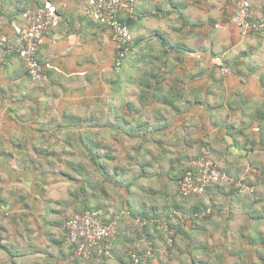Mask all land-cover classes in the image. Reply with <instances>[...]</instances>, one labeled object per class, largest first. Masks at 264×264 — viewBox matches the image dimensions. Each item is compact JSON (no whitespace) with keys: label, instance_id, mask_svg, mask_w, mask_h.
Masks as SVG:
<instances>
[{"label":"crops","instance_id":"crops-1","mask_svg":"<svg viewBox=\"0 0 264 264\" xmlns=\"http://www.w3.org/2000/svg\"><path fill=\"white\" fill-rule=\"evenodd\" d=\"M9 1L10 11L23 3L67 5L60 12L59 25L52 28L39 50L42 61L50 64V75H46L40 86L32 87L37 97H49V105L59 109V114L63 109H85L94 103L111 101V108L122 111L127 122L144 123L149 137L161 133L164 137L185 138L186 142L197 139L210 152L224 150V143L220 146L217 143L225 141L230 151L242 156L249 154L255 166L262 168L255 171L253 165H248V158L240 159L241 172L260 177L258 192L239 201L232 200L223 190L211 193L206 202L217 207L212 218L196 227H186L188 236L179 233L174 236L175 246L167 247L164 254L160 249L153 264H264V166L260 164L264 160V33L242 36L227 21L235 10L234 1L138 0L133 13L122 14L124 20L131 22L134 42L123 72H117L122 82L116 89L112 84L118 75L113 65L111 32L83 13L82 7L88 0ZM217 14L221 22L215 20ZM258 16L264 20V10L259 9ZM219 29L228 35L226 42H218ZM207 41L209 44L204 47L202 44ZM215 45H220L218 50ZM236 50L239 54L232 57ZM220 54L228 57L233 68L231 76L213 70V58ZM178 55L183 57V67L174 65V56ZM13 73L11 79L17 77ZM156 78L164 79L168 95L165 102L155 99L153 89L145 86L148 80L156 81ZM6 82L5 71L0 70V86ZM5 112L0 114L1 129L9 124ZM240 129L253 133L256 144L251 151L235 145V141L243 140ZM157 146L163 151L166 144ZM151 149L155 150V146L151 145ZM186 150L193 154L204 149L195 144L187 145ZM178 156L175 153L170 159ZM223 159L221 166L226 163ZM235 159L230 158V162ZM158 182L165 185V189L159 188L167 190L173 199L176 190L170 185L171 179L163 177L156 186ZM148 185L144 183L140 190H133L135 193L119 187L111 190V198L116 200L115 205L111 204V219L118 217L126 231L133 229V222L139 225L138 221H143L141 214L150 209L144 193ZM135 216H138L136 221ZM61 229L52 230L55 238L56 233L58 237L61 235ZM166 238L167 241L160 239L159 246L167 245ZM49 249L51 260L63 264L60 259H54L57 250ZM113 259L109 264H118L116 257Z\"/></svg>","mask_w":264,"mask_h":264},{"label":"trees","instance_id":"trees-1","mask_svg":"<svg viewBox=\"0 0 264 264\" xmlns=\"http://www.w3.org/2000/svg\"><path fill=\"white\" fill-rule=\"evenodd\" d=\"M233 1L235 7L236 0ZM45 4L23 3V6L15 7L10 11V1H0V17L7 21V32L10 33L12 31L13 24L19 22L18 19L25 10L44 6ZM234 13L235 10L231 13L229 20L227 19L228 22L231 21ZM122 21L127 26H131L130 20L123 19ZM184 25L186 24L184 23ZM240 34L243 36L241 31ZM248 35L261 34L250 33ZM111 40L114 45V65L117 59V44L112 37ZM132 50L133 44L129 48L120 71L115 70L118 79L112 83L114 88L121 85L122 80L119 78V73L123 72L125 63ZM179 52L181 53L182 49ZM0 56L2 58L0 70L5 71V78L8 81L3 87L0 86V114L6 111V116L9 118V124H4L6 125L4 129L0 128V131L3 130L0 133V176H16L21 180H27L28 183L25 181V184L34 182L32 184L36 185V190L38 191V185L48 182L49 176H53L56 181L60 180L68 184L66 193L69 197H75L73 200L74 204L81 205L80 208L83 211L79 213L87 210L103 212L100 208L97 209L96 206L90 207L86 205L89 199L94 200L98 197L97 193L99 192L96 190H98L97 185L99 183H101L100 189L103 190L105 187H110L111 190L119 187L135 193L133 190H140L143 184L148 182L149 185L144 190V193L150 203V209H147V212L141 214L143 216L140 217L143 220L155 221V223H147L142 230L153 242V254L147 264H153L155 245L156 243L159 244L160 239H162H156L155 235L161 234L160 236H165L163 240L167 239L166 233L157 228L156 221L158 219L168 216L173 210L188 213L191 216L189 224L185 227H176L174 238H176L178 233L188 236L186 227H196L201 222L210 220L214 214L213 210L217 209L215 203L206 202L204 205L199 199L191 204L187 200L196 197L185 198L180 195L178 183L185 176L191 161L209 158L220 165L221 159L224 158L223 162L226 161V163L224 162V167L220 166L225 172L236 178L245 176L246 183L249 186H255L252 192L241 194L228 184H215L208 187L205 194L206 200L209 199L211 193L217 194L221 190L226 193L225 195L236 201L249 197L250 193L255 195L258 192L257 185L260 177L254 178V176L245 175L244 172H241V162L238 161L248 158V165H253L255 171L262 170V168L255 166L256 163L251 161L249 154L242 156L230 151L225 141L217 143L219 146L224 143L222 145L225 148L224 150L210 152L205 150V145L199 143L197 139L193 142L187 139L186 142L185 138L182 140L178 136L174 138L170 135L164 137V134L161 133L149 137L146 134L147 127L144 123H138L137 121L132 124L129 121L127 122V117L122 115V111L111 108V101L99 105L94 103L85 109H63L59 114V109L49 105V101H51L49 97L46 99V97H37L34 94L35 91L32 87L40 86L42 84L41 80H33L31 78L24 60L18 54L8 55L3 48H0ZM220 57L229 66L231 65L227 56L220 54ZM36 60L42 65L44 74L49 76L50 64L43 62L39 53ZM165 60L166 66L170 68L169 61L166 58ZM173 60L176 67H183L182 56H174ZM230 68L231 74L224 75L218 64L215 63L213 66L214 71L221 72L224 76L233 74V68L231 66ZM13 72L17 74V77L11 79L10 73L14 74ZM156 79L158 80H148L145 86L153 89V97L155 99L165 102L168 100V95L165 94L166 89L162 82L164 79ZM10 80H13L12 84ZM15 88L17 92L14 91ZM43 94H46L45 90ZM239 133L243 135V140L235 141V145L251 151L253 144H256L253 133L247 132V129H240ZM160 143L166 144L163 151H160L157 146ZM195 144L204 150L189 154L186 150L187 145L192 147ZM151 145L155 146V150L151 149ZM177 148H182V150L177 151ZM157 151L161 152V155H158ZM113 152L114 156H112ZM175 153L179 154L177 159H170ZM112 157L120 158L119 164H113V161L110 162ZM125 157L127 158L125 159ZM233 157H236V163L234 161L230 162V158ZM260 164L264 166V160L260 161ZM122 172L130 173L132 175L131 179L125 180V176H120ZM107 176H111L109 179L111 186L108 185L109 181L102 178L105 177L107 179ZM163 177L171 179L170 185L176 190V195H174L173 199H171L172 197L167 190H162L165 186L163 183L158 182V185H155ZM160 186L162 189L159 188ZM78 193L82 196L78 197ZM47 203L48 201H46ZM14 204L15 202L11 203L10 200L1 199L0 193V205L3 206L5 211L12 208L13 206L11 205ZM35 205L39 212L29 218L27 214H18L16 216L1 211L0 264H57L54 260H51L53 256L49 248L57 250L54 259H60L63 264H80L81 262L85 264H109L112 261V256L105 258L106 254H109V250H100L99 248L95 250L90 260H73L76 245H63L62 235H60V238H55V235L52 234V230L61 228L68 219L63 222L61 220L52 222L49 218L56 213V210L51 208L50 203L45 208H41V202L36 200ZM207 210H211L210 216L196 217V214H203ZM22 212L24 211L21 209L20 213ZM137 217L135 216L134 221H136ZM103 218L107 223H111L114 220V218L108 220L104 213ZM134 223L136 224V222ZM136 225L139 227L138 224ZM170 226L173 228V224H170ZM137 230L141 234L140 228ZM121 232V226H119L118 237ZM133 244L134 246L137 245L132 243V246ZM131 251H134L132 247ZM139 252H143V248ZM129 254H126L128 255L126 257L127 260L120 258L119 262L117 261L118 264H130L131 257Z\"/></svg>","mask_w":264,"mask_h":264},{"label":"built area","instance_id":"built-area-1","mask_svg":"<svg viewBox=\"0 0 264 264\" xmlns=\"http://www.w3.org/2000/svg\"><path fill=\"white\" fill-rule=\"evenodd\" d=\"M138 0H90L82 7L83 13L94 22L105 26L113 41L117 44V59L114 70L120 71L122 64L134 42L132 32L123 23L122 14L132 13ZM67 8L65 3L54 4L47 2L44 6L25 10L18 23L13 24L12 31L7 32V21L0 17V48L6 54L16 53L24 60L26 69L33 80L43 81L46 78L42 65L36 60L45 38L52 28L59 25L61 9ZM264 10V0H236L235 13L231 23L246 36L250 33L263 34L264 20L258 16V10ZM214 62L220 66L224 75L231 74L230 66L223 58L215 57ZM215 184H228L238 193L252 192L253 188L246 183V177L236 178L223 170L214 160L202 158L193 160L188 165L185 176L179 181V193L182 197H199L207 193L208 187ZM210 216L211 210L196 217ZM191 216L180 210H173L168 216L156 221L157 228L163 230L168 237V245L172 246L176 227H185ZM154 220H139L141 236L139 249L143 252H130V264H147L153 254V242L142 230L147 223ZM170 224H173L171 228ZM119 221L107 223L99 210H87L75 214L68 219L61 229L63 245H76L73 260H90L96 249L110 250L118 239Z\"/></svg>","mask_w":264,"mask_h":264},{"label":"rangeland","instance_id":"rangeland-1","mask_svg":"<svg viewBox=\"0 0 264 264\" xmlns=\"http://www.w3.org/2000/svg\"><path fill=\"white\" fill-rule=\"evenodd\" d=\"M219 3V1H217ZM215 20H217V22L220 21V17L217 15L214 16ZM221 22V21H220ZM219 31H221V36L217 35V40L222 41V42H226L228 35L226 34V32L224 30L219 29ZM219 37V38H218ZM217 43V42H216ZM209 44V41L205 42L204 44H202L204 47H207ZM220 45H215L216 50H218ZM232 50V49H231ZM230 51V50H229ZM224 53V52H223ZM239 54V52L236 50L232 57H235V55ZM216 57H220V55H216ZM112 156H114V152L112 154ZM120 158H113L110 159V162L113 161V164H119V160ZM132 160H134L132 158ZM111 166V165H110ZM222 167H224L222 165ZM111 169V167H110ZM111 174V173H110ZM125 176L124 178L128 179V176L130 174H126L124 172L120 173V176ZM132 177V176H131ZM130 177V178H131ZM105 180L109 181V179L111 178V176H107V179L105 177H102ZM125 179V180H127ZM130 180V179H128ZM28 183L27 180H21L19 177L16 176H6L5 177L3 175L0 176V193H1V199L3 200H10L11 203L15 202L12 208H10L9 210L5 211L3 209V206L0 205V214L1 211L3 212H7L10 214H14V215H18V214H27V217L29 218L30 216H33L35 213L37 215V213L39 212L37 206L35 205L36 200L41 202V208H45V206L50 203L51 208L56 210V213L59 215L58 217L56 216H50L51 217V221L55 222V220L58 222L59 220H61L62 222L71 217H73L75 214H78L79 212L83 211L80 207V204H74L73 200H74V196L73 197H69L66 193V188L68 187V184L63 183L62 181L58 180L56 181L53 176H49V181L45 182L44 184L38 185L39 186V191L36 190V185L32 184L34 182H32L31 184H25ZM50 182V183H49ZM100 185L101 183H99V185H97V198L92 200L89 199V201L86 203V205H89L90 207L92 206H96L97 209L100 208V210H102L105 214V217L108 220H111V204H114V201H116L113 197L111 198V188L110 187H105V189H100ZM108 185L111 186V182H108ZM107 185V186H108ZM34 189H33V187ZM42 188V190H41ZM102 190V191H101ZM40 192V193H39ZM94 194V193H93ZM81 197L82 195H79L78 193V197ZM206 195L204 196H199L196 198H193L191 200H187L189 202L194 203L195 201H198L200 199V201L203 202V204H206ZM95 197V196H94ZM57 200V201H56ZM46 201H48V203L46 204ZM56 202V203H55ZM61 202V204H60ZM62 204H64V206H62ZM115 205V204H114ZM36 206V207H34ZM27 207V208H26ZM26 208V209H25ZM23 210L24 212L20 213V210ZM36 210V212H35ZM11 211V212H10ZM41 211V209H40ZM42 217V216H40ZM62 217V218H61ZM115 220L119 221V218L117 217ZM114 221V220H112ZM133 224V223H132ZM119 226H120V222H119ZM122 232L119 234V237L117 239V241H115L114 245L112 246V250H109V254L105 256V258H107L108 256H116V260L119 262L120 258H123L125 260H127V256L126 254H129V252L131 251V247L135 250L138 249L139 246V240H140V234L139 231H137L138 226L134 223L133 224V229L125 230V225H122ZM57 231V230H56ZM161 234L155 235L156 238H162L164 239L165 236H160ZM56 237L60 238V235L58 237V233H56ZM167 241V240H166ZM175 240H173L172 246H175ZM132 243H135L136 246H132ZM143 248V245H140ZM167 247H169L168 243L167 245H160L156 243L155 245V250H154V255L153 257H155L154 259H156V257L160 254L159 250H161V252L164 254V251H168ZM158 249V251H157ZM126 251V252H125ZM125 252V254H124ZM114 256V257H115ZM115 260V259H113Z\"/></svg>","mask_w":264,"mask_h":264}]
</instances>
